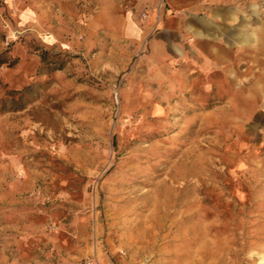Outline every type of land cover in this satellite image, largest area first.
Listing matches in <instances>:
<instances>
[{
	"label": "rangeland",
	"instance_id": "obj_1",
	"mask_svg": "<svg viewBox=\"0 0 264 264\" xmlns=\"http://www.w3.org/2000/svg\"><path fill=\"white\" fill-rule=\"evenodd\" d=\"M165 7L0 0V264H264V0L204 66Z\"/></svg>",
	"mask_w": 264,
	"mask_h": 264
},
{
	"label": "crops",
	"instance_id": "obj_2",
	"mask_svg": "<svg viewBox=\"0 0 264 264\" xmlns=\"http://www.w3.org/2000/svg\"><path fill=\"white\" fill-rule=\"evenodd\" d=\"M166 9L155 23V37L152 42L154 53L161 57L180 52L194 65L226 64L218 59V50L228 53L233 46L226 42L244 40L246 30L235 24L240 11L234 6L246 0H165ZM235 2V4H232ZM246 13V12H245ZM160 15V14H159ZM158 17V15H157ZM245 31H244V30ZM226 44V45H225ZM217 58V60H209ZM232 81L231 79H227ZM227 81L226 95L230 98L228 107L239 98L247 100V77L243 79L239 90L233 89ZM252 108L247 107L244 119Z\"/></svg>",
	"mask_w": 264,
	"mask_h": 264
},
{
	"label": "trees",
	"instance_id": "obj_3",
	"mask_svg": "<svg viewBox=\"0 0 264 264\" xmlns=\"http://www.w3.org/2000/svg\"><path fill=\"white\" fill-rule=\"evenodd\" d=\"M45 59H46L45 53H42L41 60L42 61H45ZM16 62H17V59L14 58V57H12L10 55V50L9 49H6L5 51H3V52L0 53V67H2V66L11 67ZM24 91L25 90H22V91H12V92H10V95L11 96L17 95L19 97V99H21L22 94L24 93ZM19 107H21V106H18V107L16 106L17 109H19Z\"/></svg>",
	"mask_w": 264,
	"mask_h": 264
}]
</instances>
